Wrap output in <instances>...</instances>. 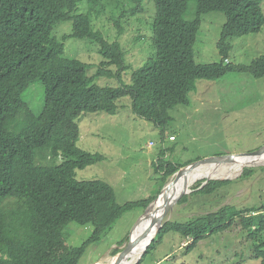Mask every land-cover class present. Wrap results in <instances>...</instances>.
Instances as JSON below:
<instances>
[{
  "label": "trees",
  "instance_id": "trees-1",
  "mask_svg": "<svg viewBox=\"0 0 264 264\" xmlns=\"http://www.w3.org/2000/svg\"><path fill=\"white\" fill-rule=\"evenodd\" d=\"M82 1L0 0V264H41L43 255L61 243L67 225L89 224L92 232L87 240L49 263L79 264L86 248L98 243L123 214L145 210L171 176L189 164L160 158L154 163L155 173L160 174L156 195L119 205L109 184L75 179L76 170L101 162V154L80 149L76 137L41 139L45 122L54 111L72 107L83 115H114L119 109L117 102L128 97L131 112L163 132L171 121L169 111L188 105L187 95L195 90L197 80L215 81L227 73L264 77V54L248 66L228 62L229 40L257 34L264 26V0H196L192 20L184 17L187 0H154V56L131 72L129 84L97 86L95 78L118 76L128 68L123 47L110 39L109 33L114 23L121 28L120 19L140 9H128L129 15L124 16L120 0L118 4V0L116 4L113 0H84L87 13H77ZM210 12H221L225 17L217 42L220 60L199 64L193 48L201 16ZM102 17L108 22H101ZM65 22L71 23V32L58 40L53 31ZM105 27L109 29L107 39L101 32ZM67 38L97 45L102 61L93 74H87L89 65L66 56L63 42ZM35 82L44 89L43 110L38 116L22 100ZM164 154L162 150L160 155ZM254 170L245 168L239 179H246ZM202 182H197L191 194L210 195L232 181L211 180L196 190ZM187 197L183 196L179 205L186 203ZM256 213L260 215L257 227L264 230V204L243 214L234 205H224L188 222L167 221L137 264L164 233L190 239L183 249L189 253L200 240L229 229L236 219L243 231L255 227ZM117 252V248L112 250L114 255ZM252 256L264 264V238L254 246Z\"/></svg>",
  "mask_w": 264,
  "mask_h": 264
},
{
  "label": "rangeland",
  "instance_id": "rangeland-1",
  "mask_svg": "<svg viewBox=\"0 0 264 264\" xmlns=\"http://www.w3.org/2000/svg\"><path fill=\"white\" fill-rule=\"evenodd\" d=\"M120 2L124 16L129 15L128 9H140L133 16L120 19L118 26L121 28L114 23L109 33L110 39L118 40L123 47L128 68L118 76L95 78L93 84L100 87L116 88L129 84L131 72L155 53L152 31L154 0H138L130 4L125 0ZM196 5V0H187L184 16L187 20L194 18ZM261 9L264 15V1ZM87 11L88 7L83 0L78 5L77 13L84 14ZM116 15L114 13L115 18ZM101 20L108 22L106 17ZM224 22L225 17L221 12L201 16V26L193 48L197 63L220 60L217 42ZM108 30V27L101 30L106 39ZM70 32L71 23L65 22L55 27L53 36L60 40ZM63 43L66 56L89 65L88 75L95 72L102 61L95 43L74 38H67ZM229 43L231 50L228 62L248 66L264 54V26L257 34L232 38ZM111 69L115 71L116 67ZM187 98V106L178 105L169 111L171 121L163 132L151 122L135 116L130 109V99L125 97L117 102L119 109L114 115H83L76 113L72 107L57 109L46 120L41 139L58 141L63 137H76L80 149L101 154V162L76 170L75 179L99 180L109 184L114 189L119 205L156 195L160 174L155 173L154 163L160 158L191 163L209 157L252 153L264 147V77L255 79L247 73H227L215 81L197 80L195 90ZM22 100L38 116L44 105L41 83H32L23 93ZM171 136L174 137L173 141L168 139ZM149 142L151 146H148ZM162 150H165L164 155H160ZM154 159L156 162L153 163ZM262 167H245L255 169L246 179H239L245 168L231 172L227 178L237 175L229 180L232 182L210 195L191 194L197 182L203 181L198 180L188 188L192 192L186 195V203L179 205L178 201L168 220L188 222L215 212L224 205H234L242 214L253 207H260L264 204ZM143 212L136 209L123 214L98 243L86 248L79 264H107L115 256L112 250L117 248L120 251L123 248L132 227ZM259 213L253 216L255 227L243 231L240 220L236 219L229 229L200 240L189 253L183 250L189 243L184 241L188 239L174 232L164 233L154 248L144 255L140 264H259V260L252 256V249L264 238V230L257 227ZM91 232L89 224L67 225L61 243L43 255L40 263L49 264L70 248L80 246L90 237ZM124 239L123 244L118 246Z\"/></svg>",
  "mask_w": 264,
  "mask_h": 264
},
{
  "label": "water",
  "instance_id": "water-1",
  "mask_svg": "<svg viewBox=\"0 0 264 264\" xmlns=\"http://www.w3.org/2000/svg\"><path fill=\"white\" fill-rule=\"evenodd\" d=\"M264 154V147H262L261 149L252 152V153H247V154H233V155H224V156H218V157H209V158H205V159H201L199 161L196 162H191L183 167H180L169 179V181L166 183L165 186H163L159 192V194L157 195V197L148 204V206L145 208L144 212L142 213V215L140 216V218L136 221V223L134 224V226L131 229V232L129 234V236L127 237V241L125 242V245L123 246V248L115 254V259H116V263L119 262L121 259H124L125 256L133 249L134 246L142 243V242H146V246L144 247V251L142 253V255L144 254V252L146 251L147 247L151 244V242L154 240V238L156 237L157 233L159 232V230L162 228V226L164 225L165 222L169 221L168 217L169 214L171 213L173 207L175 204H177V202L183 197L186 196L188 194H190L192 192V190L187 191H183L174 201V203L170 206L166 205V195L168 190L170 189V187L180 178H183L191 173H193L194 171L200 170L202 169L204 166H208V165H215L216 167H221L223 165L226 164H230L231 162H233L236 159H240V158H258L260 156H262ZM259 166H264V165H259ZM253 167H257V166H253ZM225 180H231V179H225ZM209 181H211L210 179H204L203 182L201 183V185L196 189L199 190L202 187H204ZM160 200L163 201V212H162V217L160 219V221H158L155 224V232L153 234V236H151V231L152 229H145L143 232H139L137 230V226L143 221L146 220L148 218H151L152 215L154 214V212L159 208V203ZM141 255V256H142ZM141 256L138 258V260L134 263L137 264L141 258ZM93 264H98V262L93 263Z\"/></svg>",
  "mask_w": 264,
  "mask_h": 264
},
{
  "label": "bare ground",
  "instance_id": "bare-ground-1",
  "mask_svg": "<svg viewBox=\"0 0 264 264\" xmlns=\"http://www.w3.org/2000/svg\"><path fill=\"white\" fill-rule=\"evenodd\" d=\"M264 165V154L258 158H240L236 159L230 164L223 165L221 167H216L215 165L204 166L202 169L194 171L193 173L178 179L168 190L166 195V205L170 206L174 203L176 198L183 192L189 191L191 185H193L198 180L210 179V180H225L229 179L227 176L241 168L253 167ZM192 189V188H191ZM159 208L154 212L151 218L143 220L138 226L137 230L143 232L145 229H152L151 236L155 232V224L160 221L163 212V201L160 200ZM146 242H142L133 247V249L125 256L124 259H121L116 263L115 257L108 261L107 264H134L138 258L142 255ZM110 257V256H109ZM106 259V258H105ZM104 260V259H103ZM106 261V260H104Z\"/></svg>",
  "mask_w": 264,
  "mask_h": 264
},
{
  "label": "clouds",
  "instance_id": "clouds-1",
  "mask_svg": "<svg viewBox=\"0 0 264 264\" xmlns=\"http://www.w3.org/2000/svg\"><path fill=\"white\" fill-rule=\"evenodd\" d=\"M171 137H173V136H171ZM174 138V137H173ZM169 139V138H168ZM169 141H173V140H169ZM152 145V143H149L148 144V146H151ZM190 241V239H188V242ZM184 242H187V241H184ZM183 243V242H182ZM186 244V243H185ZM118 253V252H117ZM140 261V260H139ZM139 263V262H138Z\"/></svg>",
  "mask_w": 264,
  "mask_h": 264
},
{
  "label": "built area",
  "instance_id": "built-area-1",
  "mask_svg": "<svg viewBox=\"0 0 264 264\" xmlns=\"http://www.w3.org/2000/svg\"><path fill=\"white\" fill-rule=\"evenodd\" d=\"M174 138L173 137H169V140H173Z\"/></svg>",
  "mask_w": 264,
  "mask_h": 264
},
{
  "label": "crops",
  "instance_id": "crops-1",
  "mask_svg": "<svg viewBox=\"0 0 264 264\" xmlns=\"http://www.w3.org/2000/svg\"><path fill=\"white\" fill-rule=\"evenodd\" d=\"M149 143H150V142H149ZM149 143H148V144H149ZM154 162H156L155 159L153 160V163H154Z\"/></svg>",
  "mask_w": 264,
  "mask_h": 264
}]
</instances>
